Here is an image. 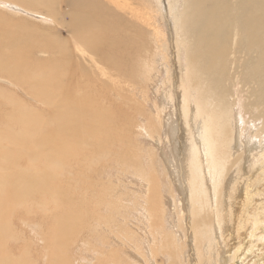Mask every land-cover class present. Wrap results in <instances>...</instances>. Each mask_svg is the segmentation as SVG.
Returning <instances> with one entry per match:
<instances>
[{"label": "bare ground", "instance_id": "1", "mask_svg": "<svg viewBox=\"0 0 264 264\" xmlns=\"http://www.w3.org/2000/svg\"><path fill=\"white\" fill-rule=\"evenodd\" d=\"M35 1L25 0L29 6ZM57 1V14L63 16L65 8L66 19L52 23L65 29L67 39L48 45L50 58H27L30 46L41 49L44 34L30 27V44L22 26L10 28L0 17L8 42L17 47L0 43V81L12 88L0 84V264H70L67 233L81 226L83 214L72 209V186L65 178L71 181L78 174L112 184L114 264H126L122 254L132 260L128 264H264V256L254 252L264 246V236L258 235L264 232V210L250 213L264 205V141L241 139L248 126L234 109L239 97L256 126L254 136H264L263 101L239 95L253 78L241 79L243 70L251 73L250 56L255 54L258 69L264 70V0H236L231 13L229 0H155L170 26L157 36L149 22L118 19L124 13L114 4L126 5L122 0ZM188 1L193 11L185 21ZM46 2L39 0L43 6ZM174 67L180 69L179 83ZM236 69L241 85L237 93L230 89L237 85ZM155 70L157 105L146 118L155 131L162 124L165 136L157 139L165 165L158 172L154 166L147 169L142 149L130 141L133 135H123L120 128L129 109L136 121L133 128L137 115H143L131 99L127 77L150 76ZM257 86L264 93L262 76H257ZM20 90L38 106H25L14 94ZM116 136L122 138L119 144L114 143ZM183 144L192 148L186 159ZM23 153L29 165L20 167L17 159ZM129 159L132 167H123L122 160ZM230 166L242 175L240 182ZM125 173L139 179L125 182ZM130 181L138 187V203H132L140 207L137 213L124 212L128 206L122 207L123 196L116 189L132 186ZM36 197L44 201L42 216L49 217L40 233L27 213L16 214ZM166 201L173 205L169 218ZM17 220L30 227L28 232L22 228L15 235ZM242 234L244 242L238 240Z\"/></svg>", "mask_w": 264, "mask_h": 264}, {"label": "rangeland", "instance_id": "2", "mask_svg": "<svg viewBox=\"0 0 264 264\" xmlns=\"http://www.w3.org/2000/svg\"><path fill=\"white\" fill-rule=\"evenodd\" d=\"M46 1H47L46 5L44 6L39 3V0L35 1L34 4L31 6H29L25 2V0L0 1V14H1L0 17L2 16L3 19L8 20V24L10 25V28L12 26H16L14 24H19L20 26H22L26 34V39L30 44H33V40H34L32 34L30 33V27L34 29L35 31L41 32L42 35L43 34L45 35L44 41H40L41 49L37 50L36 48L34 50L33 47L30 46V52L27 55V58L30 60H33V59L37 60V57L38 58H50L52 56L51 54L52 49L48 45L59 44V41H62L63 39H64L63 41H65L67 39V32L65 31V29L63 27L56 26L52 23V22L56 23L59 17L62 16V15L58 16L57 11H56L58 8L59 1L57 0H46ZM122 1L126 2V5L125 4H120V5L114 4V8L121 9L124 13L123 15L117 16L118 19L121 20V18L119 17H122L123 19H125V21H144L146 23L149 22L150 27L154 31L156 36L159 35L161 31L163 32L170 31V26L168 25L166 21L165 15L164 13L162 14L159 13V10H158L159 4L156 3L155 0H122ZM145 1H146V5H145ZM235 1L236 0L228 1L230 5L229 13L232 12L233 3ZM163 4H166V3H163ZM186 4H187V13H186L185 21H190L192 11H193V4H191L190 1H188ZM140 7L142 9L141 13L137 11V8H140ZM183 7H184V4H181V9H183ZM161 9L163 10V6L161 7ZM62 13H63L62 18L64 17V19H66V17L64 16V14L66 13L65 8H62ZM153 13H155L158 17L162 19L155 17ZM45 18H48V19H45ZM5 23L6 22L0 21V43H6L11 48H17L16 46H13L11 43L8 42V32H7V27ZM55 26L57 29L55 28ZM55 35H57L59 39H55ZM52 40L54 41L50 43V41ZM36 46H38L37 43H36ZM253 57H255V54ZM253 57L250 56L249 58L250 63L253 64V66L251 67V73L249 72V69H248V72H249L248 74H246L245 70H243L242 76H241L242 81L249 82L250 81L249 75L252 74L253 78H252L251 84L247 88H244V90L240 92L239 95L241 96L244 94V96L246 97L247 95H250V98H246V101H248V99H255L258 101H263V106H264V93H262L261 87L257 86V76L259 77L262 76V78L264 79V70L258 69L256 61ZM174 69H175V78L177 82L179 83V80L181 79L180 69L176 67H174ZM238 71L239 69H236L234 72V81L237 82V85L234 83L230 85V89L233 92L236 91V93L238 92V86H241L240 78L239 79L236 78ZM157 72L158 70H155L150 76L148 74H144L141 77H134V75L127 77L129 78V81L126 83V85H130V87L132 88L131 94L133 95V98L131 99L136 102L138 109L142 111L143 115H137L138 117L137 125H135L133 128V126L131 125L136 124V121L134 118L133 111L129 109L130 111H128L127 115L129 116L130 120L129 118L127 119L128 116L125 115L127 117L125 116L123 117V120H122L123 123L120 124V128L123 127L121 130L122 133L124 131L123 135L125 134L127 136L133 135L130 138V141L133 144H136L135 146H138L142 149L143 158H144L143 162L147 166V169L152 168L154 166L156 171L158 172V168H160L161 164L164 165V163L161 157L162 152L158 147L157 139H161V138L164 139L165 136L163 135L162 124H158L159 131H155L152 129L149 123V120L146 118V113L150 112L149 110H152V112H155L154 107H156L157 105V100L154 97V91H156V89L154 87L152 88L154 77L156 76ZM162 76L164 77V74H162ZM121 77H126V76L118 75L115 78H121ZM0 84L7 87V89H12L11 85H9L8 83L0 81ZM132 84L135 86V89ZM14 94L17 97L22 99V101L25 103V106H28V107L38 106V104L34 103L35 100H33V97L25 96L23 91L21 90L20 92L15 91ZM113 96L112 97L110 96L109 99L113 98ZM113 100L116 102L115 97ZM241 104H242V100L239 97H237L236 103L234 104V109H237L238 114L244 120L243 126L245 125L248 126L246 129H244V136L241 137V139L244 137H248L251 139H255L257 144L262 143V141H264V136H261L260 138L254 136L252 131L254 130V127L256 126H252L253 122L251 121V119H249V115L244 112V110L241 107ZM160 113L163 114V111H160ZM131 121H134V122L131 123ZM234 123L236 126H239L236 120H234ZM259 123L260 121H257V124ZM127 124L129 125L128 126L129 128H126ZM169 131L173 132L172 130H169ZM121 139L122 138H120L119 136H116V138H114L115 140L114 143L119 144L118 141L120 142ZM163 139L161 140L160 143H163ZM171 147L172 146H170L169 144V146H166V150L169 151ZM11 148L16 151L18 148V142L16 141L12 142ZM127 150H129V148L124 147V151H127ZM191 151H192L191 147H189L187 144H183L181 152H182V155H184L185 159L187 158V155ZM127 152L129 153V151ZM156 153H157V158L155 159ZM126 158L128 159L129 155ZM17 160H18L17 165L20 167H25L29 165V162L26 158V153H23L20 156V158ZM122 161L125 165L123 167H126V166L132 167L131 166L132 164L130 163V159L127 161H124V160ZM119 163L121 165V162ZM17 165H11V168H14ZM254 166H256V163H253V167ZM111 168L112 169H109V170H112L114 172V167H112V165H111ZM230 168L234 169V174L238 177V181L240 182L242 175L236 172L233 166H230ZM4 170L7 173V170L6 169ZM98 170L101 171L102 170L101 167H99ZM259 172L260 170L256 174H259ZM132 173L131 174L125 173V174H122L121 176L125 179V182H127V180H130V178L137 181L139 179V176L133 177ZM225 174L226 173H224L223 176H225ZM157 175H159L161 179L165 178L162 173H159ZM60 177L63 178L64 175L61 174ZM85 179L87 178L79 174L77 176V179H71V181H68L65 178V181L70 182V185L72 186V188L69 191L70 193L69 201H71L72 209H75L77 212H81V214H83V221L81 223V226L75 227L76 231L70 232L69 230L70 234L69 232L67 233L66 242L67 244H69L68 251H67L68 261L70 262V264H73V263L74 264H114V233H115L114 232V214H115L116 207L114 206L115 209L112 208L113 209L112 210L111 207L109 206V203L112 202L113 204V202L116 200V197L113 192L114 190H111L112 184L102 182V181L96 182L90 179H87V180ZM162 181L165 182V180H162ZM130 185H132V183ZM236 186H238V184ZM116 189L117 191L120 192L119 194L123 196L121 199L123 200L122 207L128 206L126 208L124 207L123 209L124 212H127L128 210V213H133L132 211H135L137 213L140 210V207L139 206L136 207L132 205V203L133 201L138 203V200H137L138 199V192H137L138 187L135 185L128 186V187L127 186L126 187L117 186ZM39 198H43V196ZM105 201L108 202V204H106ZM43 202L44 201L42 199H38L36 197L32 199L31 201L25 202L26 207L23 206V208L19 209L21 211L18 210V212H16V214L18 213L17 215H20L21 213L20 216H23L25 215V213H27V217L30 220V225L32 226L34 230H36L37 233H40L38 229L39 230L45 229L46 220L47 219L49 220V217L46 218L42 216V208L45 210V206ZM260 207L264 208V205ZM172 208H173V205H170V203L166 201L165 209H164V211H166V218H169V216L171 215ZM263 208H259L258 210H256V208L255 210L254 208H252L254 212L250 210V213L262 211L264 210ZM50 209L51 208H48L47 211L49 212ZM163 213L160 214V216H162ZM130 217L134 218L132 216ZM50 219H51V222H49V227L52 228L54 226V222L52 218ZM162 221L165 223L163 219ZM18 222L20 225L19 224L16 225L15 228H18L19 230H17L18 233L15 235H19L22 231V228H24V230H26L25 228L30 229V227L24 226L23 224H21L19 220H17V223ZM32 222H34V224ZM73 227L74 226H72V228ZM118 229L119 228L117 227L116 231H118ZM166 230L167 228L165 229V231ZM125 232L128 234L127 229H125ZM258 235L264 236V232H259ZM33 240L38 245L42 244L41 241L35 238ZM238 240L239 241L242 240L244 242L245 239L243 238V234L242 236L238 237ZM254 252L258 253L261 257L264 256V246L260 244V247L258 249H255ZM119 260H120V257L118 256V261ZM122 260L126 264L132 261L130 257L126 254H122ZM227 264H252V263L247 262V261H242V262H232V263L227 262Z\"/></svg>", "mask_w": 264, "mask_h": 264}]
</instances>
